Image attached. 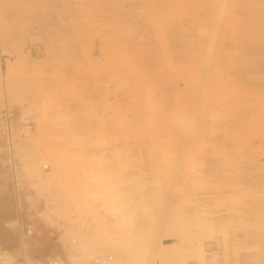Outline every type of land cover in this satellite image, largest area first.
Masks as SVG:
<instances>
[{"label":"rangeland","instance_id":"374dc122","mask_svg":"<svg viewBox=\"0 0 264 264\" xmlns=\"http://www.w3.org/2000/svg\"><path fill=\"white\" fill-rule=\"evenodd\" d=\"M0 184V264H264V0H0Z\"/></svg>","mask_w":264,"mask_h":264},{"label":"bare ground","instance_id":"6f19581e","mask_svg":"<svg viewBox=\"0 0 264 264\" xmlns=\"http://www.w3.org/2000/svg\"><path fill=\"white\" fill-rule=\"evenodd\" d=\"M220 4V3H219ZM217 9V8H216ZM218 18V17H217ZM214 24V23H213ZM216 25V24H215ZM212 28V27H211ZM212 34V33H211ZM214 34H215V32H214ZM214 37H215V35H214ZM213 39V38H212ZM208 43V42H207ZM209 45V44H208ZM214 45V44H213ZM209 47H210V45H209ZM212 52V51H211ZM204 55V54H203ZM205 56V55H204ZM199 67V66H198ZM208 70V69H207ZM199 71V70H198ZM197 74V73H196ZM198 75V74H197ZM198 77H199V75H198ZM196 78V77H195ZM199 81H201L200 79H198ZM197 81V80H196ZM196 83V82H195ZM202 87V86H201ZM204 87V86H203ZM203 87H202V89H203ZM204 89H205V87H204ZM199 90V89H198ZM200 91V90H199ZM202 92V91H201ZM213 94V93H212ZM211 94V95H212ZM214 96V95H213ZM220 97V96H219ZM222 98V97H221ZM183 157V156H182ZM5 175V174H4ZM4 177V176H3ZM5 178V177H4ZM1 185V184H0ZM7 187V186H6ZM6 190H7V188H6ZM5 194V193H4ZM1 198V197H0ZM2 200V199H1ZM4 202V201H3ZM4 204V203H3ZM6 207H8V206H6ZM54 261H58V262H60L61 264L63 263V264H67V262L65 261V260H63V259H61V258H51V259H47V260H45V261H43V262H41L40 264H44V263H48V262H54Z\"/></svg>","mask_w":264,"mask_h":264},{"label":"built area","instance_id":"2783aa9c","mask_svg":"<svg viewBox=\"0 0 264 264\" xmlns=\"http://www.w3.org/2000/svg\"><path fill=\"white\" fill-rule=\"evenodd\" d=\"M44 264H61L60 262L58 261H54V262H48V263H44ZM63 264V263H62Z\"/></svg>","mask_w":264,"mask_h":264}]
</instances>
